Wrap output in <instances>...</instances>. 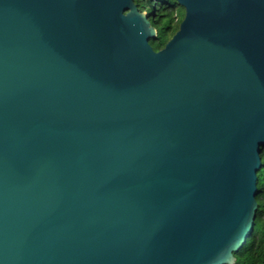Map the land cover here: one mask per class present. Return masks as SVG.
<instances>
[{"label":"water","instance_id":"obj_1","mask_svg":"<svg viewBox=\"0 0 264 264\" xmlns=\"http://www.w3.org/2000/svg\"><path fill=\"white\" fill-rule=\"evenodd\" d=\"M0 0V264H236L264 148V0Z\"/></svg>","mask_w":264,"mask_h":264},{"label":"trees","instance_id":"obj_2","mask_svg":"<svg viewBox=\"0 0 264 264\" xmlns=\"http://www.w3.org/2000/svg\"><path fill=\"white\" fill-rule=\"evenodd\" d=\"M140 11L147 12L152 25L157 29V38L150 40L152 47L159 51L178 32L185 18V10L175 0H135ZM179 9L180 17L176 22L174 12ZM262 169L258 173L259 208L255 228L246 245L235 253L236 264H264V148L262 150Z\"/></svg>","mask_w":264,"mask_h":264},{"label":"rangeland","instance_id":"obj_3","mask_svg":"<svg viewBox=\"0 0 264 264\" xmlns=\"http://www.w3.org/2000/svg\"><path fill=\"white\" fill-rule=\"evenodd\" d=\"M175 14H174V16H175V21L177 22L178 20H179V17H180V11H179V9H175V12H174Z\"/></svg>","mask_w":264,"mask_h":264}]
</instances>
